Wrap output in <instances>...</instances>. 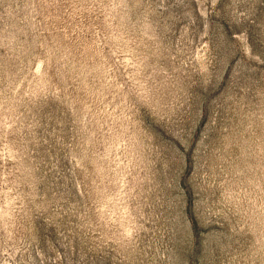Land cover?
Segmentation results:
<instances>
[{
	"label": "rangeland",
	"instance_id": "374dc122",
	"mask_svg": "<svg viewBox=\"0 0 264 264\" xmlns=\"http://www.w3.org/2000/svg\"><path fill=\"white\" fill-rule=\"evenodd\" d=\"M0 264H264V0H0Z\"/></svg>",
	"mask_w": 264,
	"mask_h": 264
}]
</instances>
